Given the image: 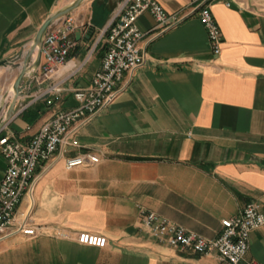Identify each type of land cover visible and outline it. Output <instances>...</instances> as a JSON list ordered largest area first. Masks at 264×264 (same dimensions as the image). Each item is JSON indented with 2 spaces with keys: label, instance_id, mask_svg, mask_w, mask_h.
<instances>
[{
  "label": "crops",
  "instance_id": "crops-1",
  "mask_svg": "<svg viewBox=\"0 0 264 264\" xmlns=\"http://www.w3.org/2000/svg\"><path fill=\"white\" fill-rule=\"evenodd\" d=\"M74 1L0 0V62L24 51L0 66V92L25 68L43 22ZM122 1L86 0L68 14L78 28L71 35L77 46L59 76L66 91L52 103L35 99L48 86L37 80L41 59L2 134L28 141L53 115L78 105L73 90L88 86L100 68L103 30ZM157 1L181 21L162 30L151 14L139 18L147 62L127 72L116 101L78 129L74 137L82 147L38 168L33 201L26 197L17 213L22 219L30 212L38 234L0 239V264H222L217 254L159 243L145 231L142 212L216 238L222 220L249 202L264 211V0L212 5L223 34L219 55L194 0ZM8 91L0 95V110L11 99H4ZM89 150L102 161L66 167L67 157ZM6 168L0 152V181ZM81 232L105 236L108 244H81ZM247 258L264 263V226L251 233Z\"/></svg>",
  "mask_w": 264,
  "mask_h": 264
},
{
  "label": "built area",
  "instance_id": "built-area-1",
  "mask_svg": "<svg viewBox=\"0 0 264 264\" xmlns=\"http://www.w3.org/2000/svg\"><path fill=\"white\" fill-rule=\"evenodd\" d=\"M216 1L194 0V11L199 14L213 54L219 55L223 34L212 12ZM146 13L154 17L162 30L181 21L170 15L157 0H123L117 14L103 30L105 53L100 68L88 86L73 90L78 105L53 115L28 141L18 139L13 133L2 134L3 129H0V152L7 161L0 181V239L14 234L37 236L30 212L22 219L17 218L19 206L26 197L33 201L41 164L63 158L70 147H82L74 137L78 129L116 101L127 72H134L147 62L148 53L141 46L145 33L138 26L139 18ZM77 28L74 17L66 15L46 31L42 46L38 48L42 69L37 80L47 82L48 86L34 96L36 100L47 99L52 103L66 91L65 80L59 76L77 46L71 37ZM102 158L101 153L89 150L67 157L66 167H89L100 163ZM142 225L161 244L198 255L217 254L222 264H264L247 258L251 233L264 226V211L255 201L246 204L237 215L222 220L223 228L216 238L188 230L154 211L142 212ZM77 240L98 248L108 244L107 237L89 232L79 233Z\"/></svg>",
  "mask_w": 264,
  "mask_h": 264
},
{
  "label": "water",
  "instance_id": "water-1",
  "mask_svg": "<svg viewBox=\"0 0 264 264\" xmlns=\"http://www.w3.org/2000/svg\"><path fill=\"white\" fill-rule=\"evenodd\" d=\"M85 1L86 0H75L74 2L69 4L68 6H66V7L58 10L57 12L53 13L52 15H50L43 22L41 27L39 28V30L35 36V39L33 41L31 50H30L28 56L25 57V60H24L25 68H22L19 76L17 77V79L15 80V82L13 84L12 89L14 91V95H13V98L10 102L8 110L6 111L5 118H4L3 122L0 123V129H2L5 125V123L8 122L9 120H11L12 117L14 116L16 104H17L18 100L23 96V90L25 89V86L27 85L29 78H31L34 75V71H33L34 68L37 65H39V63L41 61V54H40V52H38L36 64L34 66L28 65L31 56L35 53V49L42 46L43 38H44L46 31L55 21H57L60 18L72 13L74 10L79 8ZM23 54H24V51L22 50L13 58H9V59L1 61L0 66H7L8 64H10L12 62H16V61L20 60L23 57Z\"/></svg>",
  "mask_w": 264,
  "mask_h": 264
},
{
  "label": "rangeland",
  "instance_id": "rangeland-1",
  "mask_svg": "<svg viewBox=\"0 0 264 264\" xmlns=\"http://www.w3.org/2000/svg\"><path fill=\"white\" fill-rule=\"evenodd\" d=\"M40 48V47H39ZM34 76V75H33ZM32 76V77H33ZM7 88L6 87H4V90L3 91H1L0 92V95L1 94H4L6 91H8V90H6ZM10 102H11V99H9L8 100V102H7V104H6V106H5V108L4 109H2V110H0V120L2 119H4L5 118V114H6V111L8 110V107H9V105H10ZM24 201V200H23Z\"/></svg>",
  "mask_w": 264,
  "mask_h": 264
},
{
  "label": "bare ground",
  "instance_id": "bare-ground-1",
  "mask_svg": "<svg viewBox=\"0 0 264 264\" xmlns=\"http://www.w3.org/2000/svg\"><path fill=\"white\" fill-rule=\"evenodd\" d=\"M38 53V48L35 49V56L37 55ZM13 95H14V91L13 89L11 88L8 92H7V95L4 97V99L8 98V97H11V100L13 98ZM7 100V99H6Z\"/></svg>",
  "mask_w": 264,
  "mask_h": 264
}]
</instances>
